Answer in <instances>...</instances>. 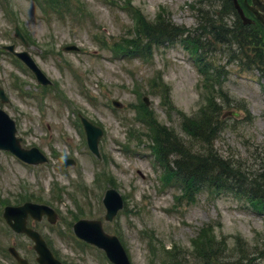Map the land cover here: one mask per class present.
I'll list each match as a JSON object with an SVG mask.
<instances>
[{
	"label": "rangeland",
	"instance_id": "obj_1",
	"mask_svg": "<svg viewBox=\"0 0 264 264\" xmlns=\"http://www.w3.org/2000/svg\"><path fill=\"white\" fill-rule=\"evenodd\" d=\"M50 1L0 0V88L8 99L0 108L15 122L22 147L35 146L47 157L32 166L1 151L0 201L13 206L23 202L26 193L29 201L54 210V224L45 217L27 222L63 264H111L102 251L77 241L71 229L74 218L99 219L103 230L120 240L131 264H162L154 252L165 258L164 251L174 248L180 264H201L192 241L206 225L211 248L227 261L264 264V215L229 192L201 190L191 201L181 199L178 182L171 178L163 184L162 168L148 142L149 128L138 121L146 114L160 129L189 143L191 151L202 150L186 135L181 120L205 117L200 110L206 105L204 95L212 93L211 73H199L184 47L185 36L163 45L145 44L143 35L142 43L134 37L138 33L133 26L136 17L142 29L161 22L187 35L197 26L198 1ZM208 1L210 11L224 3ZM15 27L25 44L14 36ZM129 39L130 50L120 55L117 44L124 46ZM7 45L28 53L50 84L38 85L25 65L2 50ZM212 48L198 57L206 68L223 67L220 86L230 104L226 108L215 98L223 106L225 123L213 146L246 172L264 171L263 81L257 71L229 63L218 46ZM144 97L147 105L141 110L138 104ZM78 114L102 129L99 159L87 148ZM60 157L74 163L62 168ZM107 188L124 202L112 222L103 219ZM9 247L36 264L32 241L14 234L1 219L0 264H16Z\"/></svg>",
	"mask_w": 264,
	"mask_h": 264
},
{
	"label": "trees",
	"instance_id": "obj_2",
	"mask_svg": "<svg viewBox=\"0 0 264 264\" xmlns=\"http://www.w3.org/2000/svg\"><path fill=\"white\" fill-rule=\"evenodd\" d=\"M196 1L200 6L197 8V26L193 32L185 35V31L157 22L150 27L144 24V29L139 24L138 34L146 37L145 44L160 45L185 36L187 38L185 41H188L195 52L193 53L197 64L200 61L198 57L200 52L203 55L205 50L218 46L220 53L226 56L228 62H234L242 69L257 71L264 81V28L259 23L244 25L239 20L231 0H224L219 9L211 11L209 8L206 9L208 0ZM232 16L231 23L227 22ZM140 36L137 41L142 43L145 39ZM203 68H205L204 75L211 73L209 78L210 90H212L211 96L206 98L208 104L200 110V112L203 110L205 117L183 120L182 124L186 135L196 140L202 150L191 151L189 143L172 133H166L157 126V136L154 137L155 152L164 171V180L169 181L172 178L178 182L179 191L185 193L187 201H191L193 194L201 190L229 192L238 201L245 203L262 216L264 215V171L246 172L238 161L224 159L213 146L216 134L225 123L222 122L223 106L216 103L215 98L218 97L225 103L226 108H229L230 104L226 98L224 101L225 94L220 86L219 77L222 68L215 65L211 68L203 65ZM209 231V226L203 227L201 238L194 242L195 254L199 255L201 264H241L237 260L227 261L220 250L211 248L213 238L208 236ZM242 253L244 250L239 253L240 256ZM260 253L264 258V246ZM177 255L178 250L175 248L167 252L163 264H180Z\"/></svg>",
	"mask_w": 264,
	"mask_h": 264
},
{
	"label": "water",
	"instance_id": "obj_3",
	"mask_svg": "<svg viewBox=\"0 0 264 264\" xmlns=\"http://www.w3.org/2000/svg\"><path fill=\"white\" fill-rule=\"evenodd\" d=\"M233 2L242 22L246 24L253 23V21H251L244 15V12L240 9L237 0H233ZM243 3L264 27V0H251V5H248L247 0H244ZM9 50L12 51V47H9ZM17 56L20 57V59L33 71L34 75L37 76V79L41 84H47V80L43 75H41L27 53L20 52L19 54H17ZM0 98L5 101L2 89H0ZM116 106H118L117 103ZM82 120L84 128L87 132V141L89 143V148L92 152L98 155L97 143L98 138L101 136V131L99 129H96L92 125H89L84 119ZM15 133L14 121L10 120L6 113L0 110V150H8L18 158H20L22 161H26L31 164L43 162L45 160L35 148L32 150L22 149L19 144L20 140L15 138ZM70 162L72 161L69 160L67 162H63L62 165L64 167H67ZM103 203L107 208L105 218L109 221L112 220L116 215V212L122 208V200L120 196L117 195L113 190L106 191ZM28 214H30L36 220L40 219L41 215L46 214L48 216V220L54 222L55 216L53 214V211L42 205H33L30 203H26L25 205L20 207H6L4 209V218L10 225V227L15 232L26 233V235H28L34 241V249L37 255H39V257L37 258L38 264H60L47 250L46 245L40 238L39 234L31 231L28 228L26 229L25 220ZM11 221H13L14 223H11ZM73 230L81 240H85L86 242L97 245L99 248H101L107 254L109 260L112 263L130 264L119 240H117L113 236L105 234L102 230L100 221H79L73 226ZM10 251L17 260L18 264H27L23 259L17 256L12 249H10Z\"/></svg>",
	"mask_w": 264,
	"mask_h": 264
}]
</instances>
